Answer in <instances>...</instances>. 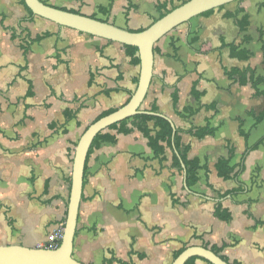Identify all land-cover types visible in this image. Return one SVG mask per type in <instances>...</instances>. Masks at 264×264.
<instances>
[{
    "label": "crops",
    "instance_id": "crops-1",
    "mask_svg": "<svg viewBox=\"0 0 264 264\" xmlns=\"http://www.w3.org/2000/svg\"><path fill=\"white\" fill-rule=\"evenodd\" d=\"M78 10L130 31L148 27L159 17L158 6L177 0H41ZM264 0L232 2L207 16L193 17L154 46V69L142 104L158 107L189 158L208 167L198 182L185 187L184 170L172 167L173 150L154 155L138 130L119 133L89 153L73 244V257L83 264H171L184 245L221 246L230 262L264 264V140L249 151L239 179L250 188L220 198L236 185L218 176L217 161L229 156L238 165L247 146L264 138L263 94L248 83L228 78L224 68L250 66L264 74L256 15ZM237 7L249 15L248 31H239L227 12ZM104 8L106 11H101ZM29 17L20 0H0V245L45 247L49 235L63 226L70 193L75 146L100 114L124 105L135 91L140 66L132 64L124 45ZM254 19V20H253ZM263 20V19H262ZM263 26V27H262ZM264 30V29H263ZM47 33L39 41H31ZM250 35L248 44L244 37ZM199 37L195 44L189 42ZM210 52H198L199 45ZM234 43L253 53L245 61L231 56ZM200 93V97L194 95ZM178 101L174 105L173 94ZM193 112L188 115L184 109ZM251 111L255 113L250 114ZM248 133L247 140L239 133ZM214 128L197 138L188 130ZM173 132V133H174ZM164 146L165 143H162ZM238 167H236L237 169ZM217 202L232 220L214 216ZM195 264H210L197 259Z\"/></svg>",
    "mask_w": 264,
    "mask_h": 264
},
{
    "label": "water",
    "instance_id": "water-1",
    "mask_svg": "<svg viewBox=\"0 0 264 264\" xmlns=\"http://www.w3.org/2000/svg\"><path fill=\"white\" fill-rule=\"evenodd\" d=\"M31 12L57 25L69 27L92 36L135 46L138 49L140 72L135 91L129 100L114 111L99 117L90 123L80 136L74 150L70 193L63 224V234L60 243L55 248H30L23 245H0V264H83L76 260L73 253L78 211L81 201L84 170L90 146L96 135L138 113L160 115L142 108L150 87L154 69V46L166 34L179 25L188 22L202 13L224 6L237 0H187L173 8L162 17L156 19L141 31H130L117 27L106 21L64 10L60 7L44 3L41 0H23ZM174 132V129H173ZM182 168L185 169L182 162ZM185 187H187L185 183ZM191 257H199L210 264H231L225 261L209 247L203 245L186 246L171 264H185Z\"/></svg>",
    "mask_w": 264,
    "mask_h": 264
},
{
    "label": "trees",
    "instance_id": "trees-1",
    "mask_svg": "<svg viewBox=\"0 0 264 264\" xmlns=\"http://www.w3.org/2000/svg\"><path fill=\"white\" fill-rule=\"evenodd\" d=\"M21 3L23 4L24 8L27 10L29 17L22 19V21H27L31 20L32 17L35 15L31 12V10L26 6L25 2L23 0H20ZM187 0H177V3L171 5L168 7L166 4L162 3L158 6L159 9V17H162L166 13H168L170 10L173 8L185 3ZM243 0H237L236 2L240 3ZM44 2V1H43ZM46 3V2H44ZM224 6H220L218 8H223ZM264 7V2L260 4V8ZM62 9L64 10H69L72 12L80 13L78 10H73V9H67L63 7ZM101 11H106L104 8L100 9ZM214 9L206 11L202 13L200 16H207L213 12ZM244 9L242 7H237L235 11L233 12H227L226 17L227 18H232L236 26H238L240 33L241 32H246L248 31V27L250 25V20H249V15L244 14ZM94 17V16H92ZM193 19V18H192ZM192 19L190 21H192ZM189 21V22H190ZM107 22V21H106ZM188 22V23H189ZM141 31V30H139ZM47 33H44L42 35L36 36L34 39L31 41H39L41 38L45 37ZM258 35H259V41L261 43V50H262V55H263V64H264V30L262 28L258 29ZM251 36L247 35L244 37V43L248 44L251 40ZM199 40V37L194 36L192 40L189 42L190 46L193 47L195 42ZM222 46H229L230 51H231V56L240 60H249L253 53L250 49L246 47H239V45H236L234 43H231L229 45L223 43ZM126 54L131 58L130 62L132 64L139 65L140 60L138 57V49L135 46L131 45H124ZM198 52L202 53H207L210 52L211 49L208 45H203L201 43L199 47L197 48ZM224 73L228 78L233 79L234 81L238 82L240 85H246L250 83L254 89H256V95H261L263 94V91L259 89L260 85L264 86V74H257L256 70L251 68L250 66L245 67V68H231L227 69L224 68ZM194 95L196 98L200 97V93H196L194 91ZM131 96V95H130ZM130 98V97H129ZM129 100V99H128ZM178 101V95L177 92L173 94V102L174 105L177 104ZM115 109H109L100 114L99 117L104 116ZM150 112H158V107L154 104H151L150 107L148 108ZM186 113L191 114L193 111L191 109H184ZM250 114H253L255 116V113L251 111ZM97 117V119L99 118ZM256 122H260L261 120L264 119V110L260 112L259 114L256 115L255 117ZM243 121L240 122V129L239 133L247 140L248 138V133L245 132L242 129ZM109 129H116L119 133H131L134 130H138L142 132V134L148 139V145L152 148L154 155L157 157H162L164 158L165 156V147H169L173 150V155H172V167L179 171L182 172V162L184 164V169H185V181L186 185L188 187L194 186L198 180L201 172H207L208 167L206 164H202L200 159L195 157V158H189L188 157V152L190 150V145L186 144L183 145L181 143V136L180 132H182L180 129L175 128V132L173 133V124L171 120L165 116H160V115H155V114H148V113H138L132 117L126 118L118 123L112 124ZM190 134L197 138H202L207 134H213L215 132L214 128H210L208 126L206 127H201V128H194L188 130ZM116 140V137L114 135H111L109 133H103L100 132L96 135L94 138L88 155L91 152V150L102 144L103 142H114ZM264 138L258 141L253 146H247L245 153L242 157L241 162L238 165H233L231 164V152L232 149H230L229 156L224 158H220L217 163L215 164L216 171L218 173V176L224 178V179H233L236 182V185L232 187L231 189L220 193L219 197L220 198H225L229 196L230 198H233L234 196H237L239 194H243L248 192L249 186L242 182L239 179L240 174L244 170V160L247 155V153L259 146L263 142ZM162 143H165L166 146H164ZM88 157V156H87ZM236 167H238L236 169ZM214 216L218 217L221 220L224 221H230L232 220V213L229 209L223 208L221 206V202H217L215 209H214ZM203 246L209 247L214 253L218 254L222 259L225 261H229V258L222 253L223 249L228 246V244L223 243L221 246L217 245H210L209 243H204ZM186 247L184 245L180 250L176 251L174 254V258ZM197 259H202L199 257H191L189 258L185 264H195V261ZM204 260V259H203ZM120 264H127L126 262L116 259ZM206 261V260H205ZM231 264H242L239 261H233Z\"/></svg>",
    "mask_w": 264,
    "mask_h": 264
},
{
    "label": "built area",
    "instance_id": "built-area-1",
    "mask_svg": "<svg viewBox=\"0 0 264 264\" xmlns=\"http://www.w3.org/2000/svg\"><path fill=\"white\" fill-rule=\"evenodd\" d=\"M63 234V226L58 227L55 229L48 237L49 242L47 244V247L49 248H55L60 243L61 237Z\"/></svg>",
    "mask_w": 264,
    "mask_h": 264
},
{
    "label": "rangeland",
    "instance_id": "rangeland-1",
    "mask_svg": "<svg viewBox=\"0 0 264 264\" xmlns=\"http://www.w3.org/2000/svg\"><path fill=\"white\" fill-rule=\"evenodd\" d=\"M244 2H248V0H244ZM263 19V20H262ZM254 20V19H253ZM260 21H263L264 22V13H262L261 15H256V17H255V20L253 21V26H252V28H251V31L253 32V33H258V30L256 29V32H255V28H257V27H255V26H258L261 22ZM264 24V23H263ZM263 27V26H262ZM263 29H264V27H263ZM261 61V59H258L257 60V63H258V65L260 64H262V67H263V69H264V64L263 63H261L260 62Z\"/></svg>",
    "mask_w": 264,
    "mask_h": 264
}]
</instances>
